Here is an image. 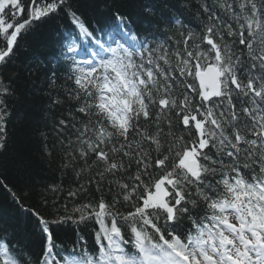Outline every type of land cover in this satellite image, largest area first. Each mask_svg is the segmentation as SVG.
Wrapping results in <instances>:
<instances>
[{"label":"snow or ice","instance_id":"6c2138e0","mask_svg":"<svg viewBox=\"0 0 264 264\" xmlns=\"http://www.w3.org/2000/svg\"><path fill=\"white\" fill-rule=\"evenodd\" d=\"M187 2L195 28L162 16L141 35L118 8L94 27L72 0H0V67L37 23L75 29L59 52L72 87L49 97L74 107L43 145L74 179L28 207L8 189L41 243L0 226V264H264V0ZM15 95L0 75V149Z\"/></svg>","mask_w":264,"mask_h":264},{"label":"trees","instance_id":"16d2710c","mask_svg":"<svg viewBox=\"0 0 264 264\" xmlns=\"http://www.w3.org/2000/svg\"><path fill=\"white\" fill-rule=\"evenodd\" d=\"M72 3L79 9L82 18L94 27L112 23L113 11L118 8L129 17L131 27L141 35L145 29L155 32L151 25L165 27L162 16H176L193 28L197 24L187 0H72ZM146 5L156 9L155 16H145ZM74 30L64 13L37 23L19 41L20 47L14 60L6 67H0V75L5 79L12 77L16 85V95L9 104L11 115L7 125V145L0 149V179L7 185V188L0 186V226L16 230L20 238L31 242L37 251L41 243L39 231L32 218L13 201L8 189L21 196L23 205L28 207L37 203L44 185L62 182L66 189L74 179L71 171L66 176L61 170L60 155L53 153L48 156L43 151L45 141L51 144L54 140V121L69 107H74L67 101L62 106L53 107L49 99L56 95L66 99L65 90L72 87L68 81V67L59 52L64 38ZM97 35L102 41L109 38V35L99 31ZM83 43L87 45V41ZM53 79L55 86L50 83ZM58 231L61 239L69 245L76 238L68 226ZM86 242L93 244L91 235L86 237Z\"/></svg>","mask_w":264,"mask_h":264}]
</instances>
